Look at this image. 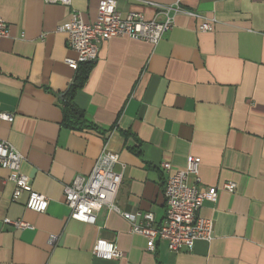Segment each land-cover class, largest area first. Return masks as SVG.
<instances>
[{"label": "crops", "instance_id": "obj_1", "mask_svg": "<svg viewBox=\"0 0 264 264\" xmlns=\"http://www.w3.org/2000/svg\"><path fill=\"white\" fill-rule=\"evenodd\" d=\"M102 1L0 0L9 30L0 43V113L14 116L0 125V140L24 156L23 173L48 199L44 213L27 208L28 195L13 202L10 172L0 167V264H264V0H118L124 15L149 21L163 20L157 6L183 12L157 46L128 38L101 45L73 98L78 119L66 99L85 67L69 65L78 56L59 28L72 11L96 22ZM200 18H215L214 32H199ZM105 147L120 156L117 173L125 166L118 206L138 223L152 213L156 228L167 209L164 163L184 170L196 156L200 189L235 183L200 211L215 223L213 240L178 253L158 240L150 251L116 212L102 209L96 225L72 220L65 186L89 176ZM99 239L121 258L96 257Z\"/></svg>", "mask_w": 264, "mask_h": 264}, {"label": "built area", "instance_id": "obj_2", "mask_svg": "<svg viewBox=\"0 0 264 264\" xmlns=\"http://www.w3.org/2000/svg\"><path fill=\"white\" fill-rule=\"evenodd\" d=\"M39 1L67 8L73 5V0ZM157 7L164 17L163 20L156 18L149 21L143 14L135 12L124 15L118 8V0H103L94 23H86L79 12L72 11L69 21L59 28L68 36L69 49L78 56L76 60H68L69 65L77 70L81 65L94 64L98 60L101 45L117 38L144 41L157 46L173 30L175 17L183 12L179 5ZM200 19L202 23L199 32H214L217 24L215 18ZM8 34V24L0 18V43ZM13 121L12 114L0 113V125ZM24 162V156L13 145L0 140V167L10 172L8 181L14 185L13 202H19L28 195L27 208L44 213L48 199L33 190L31 178L22 171ZM119 164L120 156L105 147L89 176H76L71 184L65 186V204L70 209L72 220L96 225L102 209H107L109 213L116 212L130 223L131 233L148 239L150 251H155L158 240L165 241L170 251L176 253L183 250L191 251L200 241L213 240L215 223L212 219L201 217L200 211L206 201L215 202L220 191L235 192L237 189L235 183L203 190L198 187L200 158L189 157L184 170H174L171 164L164 163L162 169L170 172L164 188L167 209L164 223L156 228L152 213L141 214L143 222L138 223L135 220L136 216L123 213L118 206L117 196L125 170L123 166V171L117 173L115 168ZM191 178L194 179L192 185ZM14 225L18 229L32 228L23 221L14 222ZM57 241L58 236L50 237V244L54 245ZM93 254L104 260L119 259L123 255L116 244L104 239L96 242Z\"/></svg>", "mask_w": 264, "mask_h": 264}, {"label": "trees", "instance_id": "obj_3", "mask_svg": "<svg viewBox=\"0 0 264 264\" xmlns=\"http://www.w3.org/2000/svg\"><path fill=\"white\" fill-rule=\"evenodd\" d=\"M82 66V65H81ZM85 69L82 70V73L80 72L76 78V81L73 85V88L70 91V94L68 95L66 99V107L68 110V113L71 114L73 117H77L78 119H83L84 114L76 107L74 104V95L77 92L78 89H81L85 82L87 81L90 71H91V65L90 64H84L83 65ZM70 127H73L75 129H78L76 124L69 122Z\"/></svg>", "mask_w": 264, "mask_h": 264}]
</instances>
